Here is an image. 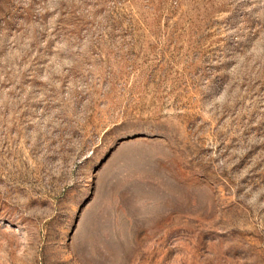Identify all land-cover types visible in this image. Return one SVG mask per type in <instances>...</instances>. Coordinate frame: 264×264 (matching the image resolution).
Returning <instances> with one entry per match:
<instances>
[{
  "label": "rangeland",
  "instance_id": "obj_1",
  "mask_svg": "<svg viewBox=\"0 0 264 264\" xmlns=\"http://www.w3.org/2000/svg\"><path fill=\"white\" fill-rule=\"evenodd\" d=\"M0 264H264V0H0Z\"/></svg>",
  "mask_w": 264,
  "mask_h": 264
}]
</instances>
